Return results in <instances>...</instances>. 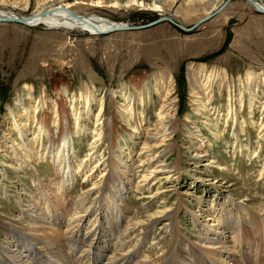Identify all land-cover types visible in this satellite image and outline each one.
<instances>
[{"label": "rangeland", "instance_id": "374dc122", "mask_svg": "<svg viewBox=\"0 0 264 264\" xmlns=\"http://www.w3.org/2000/svg\"><path fill=\"white\" fill-rule=\"evenodd\" d=\"M0 5L24 17L52 6L130 28L170 19L98 36L0 21V221L26 229L35 218L50 226L52 219L39 211L43 193L59 203L88 194L85 208H74L73 216L56 213L65 223L60 232L67 222L85 231L105 213L89 210L112 178L108 165L114 157L134 169L118 245L141 246L153 264L163 261L177 233L183 236L177 245L184 262L187 246L208 248L207 240L223 232L227 218L253 224L256 217L261 225L264 214L255 211L264 207V14L245 0H0ZM63 120L73 151V183L65 197L55 193L50 157L22 161L26 148L15 126L24 128L27 139L44 127L48 134L41 143L47 148L42 147L54 152ZM39 144L35 141V150ZM244 230L252 243L249 258L244 249L231 256L250 264L258 244L261 257L251 264H264V233L255 240L254 226ZM5 231L0 228V248L7 252L13 242ZM225 236L227 243L232 236Z\"/></svg>", "mask_w": 264, "mask_h": 264}, {"label": "bare ground", "instance_id": "6f19581e", "mask_svg": "<svg viewBox=\"0 0 264 264\" xmlns=\"http://www.w3.org/2000/svg\"><path fill=\"white\" fill-rule=\"evenodd\" d=\"M253 3L264 11V5L258 4L255 0ZM38 8L39 6L37 9ZM74 16L66 10L47 6L33 12L29 17H24L20 14H12L3 9V5H0V21L9 22L11 18L15 17L20 19L26 18L27 20L22 24L30 27L44 25L49 29L78 30L87 32L88 34L93 33L96 36L119 33L114 32L112 28L114 26L125 27L121 24H114L95 16ZM59 94L66 95V91L62 90ZM61 116L63 117V115ZM15 126H17L19 138L23 141L24 147L26 148L25 155L22 154V156H20L22 157V161L29 163L30 156L36 159L44 156L50 157L54 170L56 171L55 179L51 181L52 185L57 195L59 194L65 197L68 188L73 183V175H71V158L73 151L66 120L62 122V130L59 132L57 147L54 152L45 149L47 147L43 146L41 143L43 136L48 134L44 127L39 126L36 132H32L30 138L27 139L26 131L23 130L24 128L17 124ZM24 138H26V140H24ZM150 140H153V138ZM35 141H40L38 150H35L33 147ZM199 146L202 147V145ZM151 148L155 147L152 146ZM207 151L208 150H203L201 153ZM159 154L161 156L163 152H159ZM108 167L112 178H109L107 183L101 188L104 189L106 193L102 191L98 200L93 203V207L89 210V213H92L97 212V209H104L105 213L103 216L98 215L93 222L91 221V224L88 223V228H86L85 231L73 230L71 224L67 222L69 226L65 227L64 230L60 232L58 228H61L65 223L61 222L62 219L59 220V218H56V213L61 212V214H68L70 212L71 214L74 213V208L82 210L85 208L88 194L74 200L64 201V199H67L64 198L61 199V203H59L56 199L50 198L48 194L45 195L43 193L42 209L44 211L42 212L41 209H39V211L40 215L43 217L52 219V222L49 223L50 226L45 224L43 220H39L38 222L35 218H29L31 225H28L26 229H19L6 222L0 221V228L6 230L5 232L9 234L13 242L11 249L7 250V252L0 248V264H153L152 261L147 259L146 255L140 253L139 249H141V246L137 245L135 248H131L130 245L123 249L118 245L123 237L118 235L119 232L117 233L118 224L123 220V198L126 186H129L128 177L134 175L132 173L134 169L127 165V161L121 162L114 157L111 158ZM262 171L264 172V169H262ZM65 204H67V207L64 208ZM32 205H34V208H38L37 203ZM107 212L110 214V217L107 216ZM255 212L264 214V207H260V209ZM253 216L255 217L254 214ZM78 219L81 218L79 217ZM255 219L256 220H254L252 224L246 218H240L236 221L227 218L224 222L223 232L220 233V235L214 234L212 238L207 240L208 248L192 243L191 245L193 246H187L188 251L185 254L184 262L180 258L182 248L177 245L179 239L181 237L183 238V236L177 233L174 243L170 246L163 261L159 264H227L224 260L230 261L231 259L235 264H241L239 261L234 260L231 253L236 250L239 251L244 249V251H247L244 254L245 258H249L248 252L249 248H252V243L250 240L247 241L248 233L246 234L244 228L247 227V229H249V226H254L253 235L256 237L255 240H257L259 236L261 238L260 233H264V220L261 221L260 225L258 219L256 217ZM225 234L232 236L227 243L225 242L227 239L223 238ZM262 236L264 238V235ZM250 238L253 237L251 236ZM221 249H225V253H223L224 250ZM256 251H258L259 254ZM260 252L262 251L258 250V244H256L252 252L253 257L248 261L256 263L261 257Z\"/></svg>", "mask_w": 264, "mask_h": 264}, {"label": "water", "instance_id": "95a60500", "mask_svg": "<svg viewBox=\"0 0 264 264\" xmlns=\"http://www.w3.org/2000/svg\"><path fill=\"white\" fill-rule=\"evenodd\" d=\"M246 2H248V4H251L252 6H253V8L255 9V11H257V12H260L261 14H264V11L262 10V9H260V8H258L257 7V5H255L254 3H253V1L252 0H245ZM224 6H225V4H223L222 6H221V8L220 9H223L224 8ZM72 16H74V14L73 13H71V12H69ZM75 17V16H74ZM25 20H27L26 18H22V19H20V18H18V17H15V18H11V20L10 21H14V22H20V23H25ZM163 20H167V21H170V19H166V18H164ZM163 20H158V21H156V22H154V23H151V24H149V25H147V27L149 26V27H151V26H155V25H157L158 23H161V22H163ZM115 24V23H114ZM147 27H145V26H142V27H137V28H130V27H127V26H125V27H121V26H114V27H112L113 28V30H114V32H127V31H138V30H141V29H145V28H147ZM196 27V26H195ZM194 27V28H195ZM181 29V28H180ZM193 29V28H192ZM181 30H183V29H181ZM185 32H187V31H190V30H184ZM108 33V32H107Z\"/></svg>", "mask_w": 264, "mask_h": 264}]
</instances>
